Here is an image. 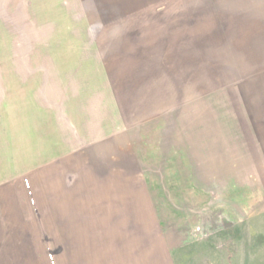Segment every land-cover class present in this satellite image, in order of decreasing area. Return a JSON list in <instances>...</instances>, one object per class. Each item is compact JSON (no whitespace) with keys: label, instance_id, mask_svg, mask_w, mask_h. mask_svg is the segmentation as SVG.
Segmentation results:
<instances>
[{"label":"crops","instance_id":"crops-1","mask_svg":"<svg viewBox=\"0 0 264 264\" xmlns=\"http://www.w3.org/2000/svg\"><path fill=\"white\" fill-rule=\"evenodd\" d=\"M160 2L58 0L65 5L61 21L91 30L74 39L115 46V57L106 55L109 86L81 82L63 95L41 86L25 102L23 126L0 106V264H177L190 236L184 220L194 219L193 189L216 198L234 181L231 162L239 154L251 174L264 173V98L256 99L264 85L259 91L250 84L264 65L251 59L249 77L218 85L211 92L219 94H212L216 111L198 110L208 95H198L188 72L198 45L206 60L208 47L223 45L233 46L235 62L262 58L264 0H220L216 12L202 9L214 25L206 20L195 28L185 6L181 20L158 34L166 27L157 16ZM26 15L38 20L35 11ZM241 39L252 49L239 51ZM157 50L169 52L164 68L157 69ZM9 104L16 114L18 103ZM131 124L157 128L153 150L130 148Z\"/></svg>","mask_w":264,"mask_h":264},{"label":"rangeland","instance_id":"rangeland-1","mask_svg":"<svg viewBox=\"0 0 264 264\" xmlns=\"http://www.w3.org/2000/svg\"><path fill=\"white\" fill-rule=\"evenodd\" d=\"M160 1L161 4L158 6L164 8L157 11V16L166 23V27L158 30V34L163 30L169 31L171 20H181V11L185 6L188 7L189 20L194 23V28L201 22L206 23V20L214 25L213 19L201 15L202 9L209 8V13L216 12L220 0ZM1 2L4 8L0 10V106L3 110L6 109L3 116L7 118L11 116L12 120L23 126L26 115L25 102L32 100L35 95H40L37 90H40L41 86L60 90L62 95L75 89V86L78 87L81 82L97 90L107 84L109 86L106 55L115 57V52L114 54L111 52L115 46L83 45L81 43L83 39H74L75 35H86V32L91 33V30L85 28L81 31L74 30L70 28L72 21H61L63 16L61 17L59 10L65 5H62L63 7L59 5L58 0H18L17 4V0ZM226 2L228 0H223V3ZM236 3L239 7V3L243 2ZM246 6L248 5L241 7ZM27 11L37 12L36 23L28 21ZM41 22H50L48 25L51 27L29 28L31 24L38 27ZM193 32L195 36L199 33L195 29ZM243 41L241 39L239 43V51L241 48L242 51L252 49V44L251 47ZM219 48H221L219 51H213L215 48L208 47L207 50L212 52L206 53V60L202 46H193V64L190 62L193 66L188 68L189 74L192 75L191 83H195L194 89L198 91V95H201L199 91H204L203 98L208 95L199 100L200 111L209 109L216 111L214 107L217 98H213V95L219 94L211 92L218 91L216 87L221 84L226 86L238 84V78L245 77L243 74L249 77L251 70L248 68L253 65L252 60L256 66L264 65V56L260 58V55L258 57L249 55L235 62L234 57L231 58L233 46L223 45ZM168 55L169 52L165 55L157 50V69L171 63ZM212 55L216 56L217 60L209 61ZM209 70L218 71L219 75H216L218 77L207 74ZM235 70L237 72L234 76ZM238 72L240 73L237 75ZM263 76L264 74L257 75L250 83L257 86L259 91L264 85ZM110 88L112 89L111 84ZM205 90L209 91V94ZM232 90V87L226 88L229 94H232ZM260 96L264 98V93H259L256 99L262 100ZM9 102L18 103L16 114ZM226 102L227 99L224 98L222 103ZM5 103L11 110L5 107ZM129 129L130 148L135 153L154 149V144L157 143L155 139L157 128L155 129L154 125L131 124ZM161 148H164V142H161ZM238 156L240 157L233 158L231 162L236 165V169L233 170L234 181L231 185L227 184L228 187H225L223 192L218 190L217 196H221L220 198L207 195L209 189L203 191L200 186L193 189L190 209L194 219L191 222L184 220L185 224L191 225L187 231L190 236L176 254L177 264H264V173L251 174L250 169H246L247 166L244 164L248 159L241 154ZM261 160L263 159L257 158V162L263 164Z\"/></svg>","mask_w":264,"mask_h":264}]
</instances>
